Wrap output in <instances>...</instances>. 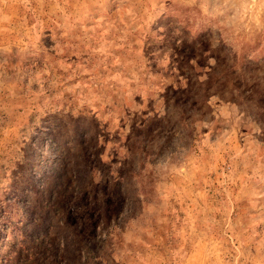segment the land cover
I'll list each match as a JSON object with an SVG mask.
<instances>
[{
	"label": "rangeland",
	"instance_id": "374dc122",
	"mask_svg": "<svg viewBox=\"0 0 264 264\" xmlns=\"http://www.w3.org/2000/svg\"><path fill=\"white\" fill-rule=\"evenodd\" d=\"M0 264H264V0H0Z\"/></svg>",
	"mask_w": 264,
	"mask_h": 264
},
{
	"label": "trees",
	"instance_id": "16d2710c",
	"mask_svg": "<svg viewBox=\"0 0 264 264\" xmlns=\"http://www.w3.org/2000/svg\"><path fill=\"white\" fill-rule=\"evenodd\" d=\"M43 223V222H42ZM45 225V228L47 229L48 227H49V223H47V224H45V223H43V226ZM46 231V230H45ZM46 234L48 233V229H47V231L45 232Z\"/></svg>",
	"mask_w": 264,
	"mask_h": 264
}]
</instances>
